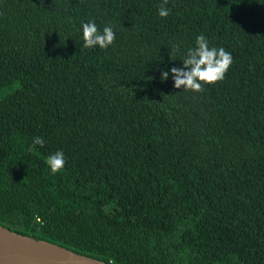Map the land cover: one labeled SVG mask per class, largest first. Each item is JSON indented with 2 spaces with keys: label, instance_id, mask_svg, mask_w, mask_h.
Masks as SVG:
<instances>
[{
  "label": "trees",
  "instance_id": "obj_1",
  "mask_svg": "<svg viewBox=\"0 0 264 264\" xmlns=\"http://www.w3.org/2000/svg\"><path fill=\"white\" fill-rule=\"evenodd\" d=\"M161 3L0 0V224L108 264H264V0ZM200 35L232 65L178 90Z\"/></svg>",
  "mask_w": 264,
  "mask_h": 264
},
{
  "label": "clouds",
  "instance_id": "obj_2",
  "mask_svg": "<svg viewBox=\"0 0 264 264\" xmlns=\"http://www.w3.org/2000/svg\"><path fill=\"white\" fill-rule=\"evenodd\" d=\"M168 0H162L159 7V16L168 17L169 9L166 7ZM82 33L84 47L93 49L99 46L101 49H107L113 45L116 39V34L111 26L104 27L100 32L94 21L83 23ZM178 49L175 46L173 53ZM171 54V55H172ZM183 68H171V75L174 79V87L183 89V91L202 92L203 85H215L222 82L225 75L229 71L233 57L232 54L226 51L223 47H209L207 38L200 35L196 38V46L188 50L187 55L182 60ZM169 73L167 71L161 74L162 82L168 80ZM33 145L44 146V140L41 137H36L33 140ZM47 163L53 174L60 172L65 166V157L62 151H57L50 155ZM37 223H43L41 217H35Z\"/></svg>",
  "mask_w": 264,
  "mask_h": 264
},
{
  "label": "water",
  "instance_id": "obj_3",
  "mask_svg": "<svg viewBox=\"0 0 264 264\" xmlns=\"http://www.w3.org/2000/svg\"><path fill=\"white\" fill-rule=\"evenodd\" d=\"M0 264H108L0 224Z\"/></svg>",
  "mask_w": 264,
  "mask_h": 264
}]
</instances>
